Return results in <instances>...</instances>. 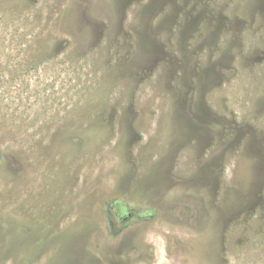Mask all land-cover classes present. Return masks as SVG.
I'll return each instance as SVG.
<instances>
[{
    "label": "rangeland",
    "instance_id": "374dc122",
    "mask_svg": "<svg viewBox=\"0 0 264 264\" xmlns=\"http://www.w3.org/2000/svg\"><path fill=\"white\" fill-rule=\"evenodd\" d=\"M0 160V264H264V0H0Z\"/></svg>",
    "mask_w": 264,
    "mask_h": 264
},
{
    "label": "trees",
    "instance_id": "16d2710c",
    "mask_svg": "<svg viewBox=\"0 0 264 264\" xmlns=\"http://www.w3.org/2000/svg\"><path fill=\"white\" fill-rule=\"evenodd\" d=\"M0 163H1V160H0ZM2 180H0V186H1V184H2V182H1ZM114 213H117V212H114Z\"/></svg>",
    "mask_w": 264,
    "mask_h": 264
},
{
    "label": "flooded vegetation",
    "instance_id": "af4514ba",
    "mask_svg": "<svg viewBox=\"0 0 264 264\" xmlns=\"http://www.w3.org/2000/svg\"><path fill=\"white\" fill-rule=\"evenodd\" d=\"M115 212V211H114ZM115 214H117V213H115Z\"/></svg>",
    "mask_w": 264,
    "mask_h": 264
}]
</instances>
